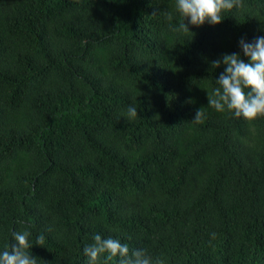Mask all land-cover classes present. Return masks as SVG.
<instances>
[{"label":"trees","instance_id":"obj_1","mask_svg":"<svg viewBox=\"0 0 264 264\" xmlns=\"http://www.w3.org/2000/svg\"><path fill=\"white\" fill-rule=\"evenodd\" d=\"M174 3L0 0V249L26 229L40 264H86L99 233L163 264H264V116L207 105L264 0L193 36Z\"/></svg>","mask_w":264,"mask_h":264},{"label":"clouds","instance_id":"obj_2","mask_svg":"<svg viewBox=\"0 0 264 264\" xmlns=\"http://www.w3.org/2000/svg\"><path fill=\"white\" fill-rule=\"evenodd\" d=\"M174 7L180 20L173 30L193 36L189 26L218 25L225 19V13L241 7V0H175ZM167 15L171 19V15ZM238 48L239 52L225 53L210 61L211 67L223 66V70L215 79L216 86L207 93V105L218 112L227 110L235 117L252 121L264 116V35L252 40L241 37ZM137 111L134 104H129L125 115L133 119L138 116ZM201 115V109H198L194 119ZM30 237L31 233L26 229L12 230L8 243L0 249V264H40L41 260L31 253L33 242ZM82 252L86 264L113 259L116 264H163L160 259L154 260L143 247L130 249L120 238L102 237L99 233L83 246Z\"/></svg>","mask_w":264,"mask_h":264}]
</instances>
